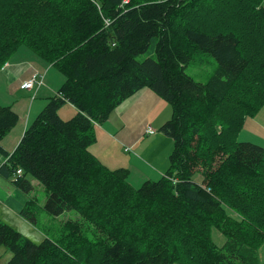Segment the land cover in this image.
<instances>
[{"label":"trees","instance_id":"obj_1","mask_svg":"<svg viewBox=\"0 0 264 264\" xmlns=\"http://www.w3.org/2000/svg\"><path fill=\"white\" fill-rule=\"evenodd\" d=\"M22 46L64 83L12 154L1 140L18 115L0 105V175L21 169L11 182L25 195L30 179L43 188L40 209L31 197L20 211L30 224L39 210L77 217L38 244L0 219L6 264H260L264 148L229 150L206 132L235 134L264 105V0H0V70ZM200 54L216 62L205 83L185 73ZM142 89L170 104L158 131L172 149L165 173L133 188L128 170L108 169L89 147L95 126ZM64 104L76 109L67 121Z\"/></svg>","mask_w":264,"mask_h":264},{"label":"crops","instance_id":"obj_2","mask_svg":"<svg viewBox=\"0 0 264 264\" xmlns=\"http://www.w3.org/2000/svg\"><path fill=\"white\" fill-rule=\"evenodd\" d=\"M22 49L13 55L12 62L5 64L0 70V105L11 107L18 115L16 125L1 140L2 149L9 154L16 149L25 130L45 107L48 99L56 95L64 83V77L55 68L28 49H24V52L35 56L33 62L17 56ZM15 57L21 59L13 61ZM34 73L42 76V85L32 90L22 89L21 84L28 81ZM168 110V103L149 89L136 92L118 105L107 121L95 126L96 141L89 147L90 152L110 170H128L129 182L131 173H138L145 180L160 178L168 167V156L172 149L171 139L158 131L171 118ZM75 113L76 109L70 104L63 105L58 111L62 120L72 118ZM148 127L156 133L147 135ZM243 127L264 139V105L256 116L244 119ZM261 145L264 146V143ZM5 163L6 158L0 154V168ZM155 176L157 178L152 179ZM2 185L4 183L0 181V199L6 194L1 190ZM30 185L32 188L41 187L35 179L30 180ZM11 195L13 194L5 195L6 203ZM29 196L33 197L32 194L26 195L27 198ZM37 203L40 209L44 200H37ZM258 258L264 264V241L259 248Z\"/></svg>","mask_w":264,"mask_h":264},{"label":"rangeland","instance_id":"obj_3","mask_svg":"<svg viewBox=\"0 0 264 264\" xmlns=\"http://www.w3.org/2000/svg\"><path fill=\"white\" fill-rule=\"evenodd\" d=\"M231 9H232V5L230 7V10ZM204 19H206V22H208V23L212 22L213 21V15L207 13L204 16ZM199 20H200V18H199ZM221 31L222 32H228L229 30L226 28H223V29H221ZM21 48H23V49L20 51V53L17 56L22 57V58H28L29 60H31L33 62V60H35V56L31 54L32 52L31 53H29V52L25 53L24 49H26V48H24L22 46L19 49H21ZM13 55L6 62V65L9 64L10 62H12L11 59H12ZM148 57H150V53L147 52L143 55L138 56L137 61L142 62L143 60H145ZM19 59H21V58L15 57L13 59V61L19 60ZM4 67H2V69ZM215 69H216L215 60L208 55L200 54V55L195 57L194 61H192L189 65L186 66L185 73L187 75H189L190 77H192L196 82L205 83L208 80V78L213 74ZM168 105H169L168 112H170V116H171V106H170V104H168ZM254 116H256V114ZM69 119H66V120L63 119V120L67 121ZM216 119L220 121L218 116H216ZM222 121H223V119H222ZM222 132L223 133L220 134V131H214V130L209 128L206 132V136L213 141L219 140L220 142H222L224 144V147H226L229 150L232 149L233 146H235V143H237V142L238 143H242V142L243 143H250V144H254L256 146L264 148V146L261 145L262 142L264 143V139L261 136L255 134L253 131H247L243 127V125H242V128L239 131H237L235 134L232 133V131H230L228 129H224ZM154 133H156V132H154ZM147 135H152V134H147ZM141 177L142 176H139L138 173H134V174L131 173L130 174V182L129 183L131 184V186L133 188L140 187L141 184L144 182L145 179H143ZM14 178H15V176H12L9 179H5L4 177H2L0 175V181L2 183H4V185H2V187H1V190L6 194H13V195H11V199L7 203L5 201V195L6 194H3V197L0 199V219H1V221L4 222L5 224L11 226L12 228H14L16 231H18L20 234H22L25 238L31 240L35 244L42 242L44 240V238L47 236L49 238H53V239L58 238L59 239V237L61 235H57V232L59 231L60 227L68 219L76 218L77 217L76 213L75 212H66L59 217H52V216L48 215L46 212H44L43 210H41L38 212V215L36 216L35 223L30 224L29 222L25 221L20 216V210H21V208H23L22 206H24L23 205L24 202L27 200L29 201L31 199V197L29 196L27 198L23 192H21L19 189H17L12 184L11 181L14 180ZM155 178H157V176L153 177L152 179H155ZM194 180L196 182L201 181L202 180L201 175L196 174L194 177ZM31 194H32L33 198L37 199L39 202H42L46 196V193L44 192V190H42L41 187L33 188V191L31 192ZM48 219H50V220H48ZM210 234H211V240H212L213 244H215V246L221 247L224 244L226 238L224 237V235L221 233V231L219 229L212 227ZM55 235H57V237H55ZM262 245H263V243L261 244V246ZM258 252H259V250H258ZM11 256H12L11 252L8 251L5 247L0 248V264H6L10 260ZM90 263L92 264L93 260ZM172 264H178V263L173 262ZM260 264H262V263H260Z\"/></svg>","mask_w":264,"mask_h":264},{"label":"built area","instance_id":"obj_4","mask_svg":"<svg viewBox=\"0 0 264 264\" xmlns=\"http://www.w3.org/2000/svg\"><path fill=\"white\" fill-rule=\"evenodd\" d=\"M42 85V76H39L37 73L31 75L28 81L21 84V88L25 90H32L36 87H40ZM154 131L148 127L146 130V134H153ZM22 175V170L18 169L15 173V179L19 178Z\"/></svg>","mask_w":264,"mask_h":264}]
</instances>
